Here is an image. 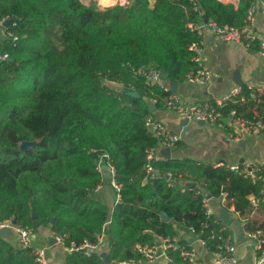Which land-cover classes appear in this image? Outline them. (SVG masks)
Wrapping results in <instances>:
<instances>
[{
    "label": "trees",
    "instance_id": "obj_1",
    "mask_svg": "<svg viewBox=\"0 0 264 264\" xmlns=\"http://www.w3.org/2000/svg\"><path fill=\"white\" fill-rule=\"evenodd\" d=\"M251 4L130 0L99 9L81 0H0V19H12L6 31L18 37L0 40V52L11 58L0 62V222L46 228L64 245L96 244L103 233L101 250L67 252L66 264H102L103 249L108 264L143 261L136 246L156 245L159 237L184 244L193 235L206 239L209 250L222 244L231 232L218 217H205L202 199L224 190L227 205L246 216L251 196L262 198L258 207H264V168L253 181L225 165L154 157L151 177L147 153L159 144L144 119L152 115L150 100L162 107L168 93L146 84L138 69H158L169 82L185 80L197 68L189 47L198 36L189 24L212 18L242 27ZM251 101L221 109L264 119L262 99L256 100L259 116L241 114ZM22 141L33 146L19 149ZM101 158L114 167L119 187L111 211L95 195L106 180L96 170ZM161 212L170 219L162 220ZM244 227L264 229L249 217ZM167 253L179 260L176 250ZM0 264L40 263L32 246L0 236Z\"/></svg>",
    "mask_w": 264,
    "mask_h": 264
},
{
    "label": "crops",
    "instance_id": "obj_2",
    "mask_svg": "<svg viewBox=\"0 0 264 264\" xmlns=\"http://www.w3.org/2000/svg\"><path fill=\"white\" fill-rule=\"evenodd\" d=\"M129 1L130 0H81L83 4L95 5L99 9L110 7L117 3L122 5L128 4ZM221 2L232 3L235 7L238 4V2ZM263 2L264 0H252L251 5H253V12L251 15V24L256 39L249 48L243 46L242 41H220L209 30H204L202 35V39L204 41L202 59L204 64L208 66L215 75L211 80L202 84L191 83L186 79L181 82H176V85L173 86L172 93L183 103H212L214 100L224 96L233 87L238 85L242 88L252 87L264 89V55L260 54L259 52L260 43L264 42ZM247 14L244 23L247 20ZM5 33V28H0V40L5 36ZM235 77H238V79L240 78L242 84L235 83ZM166 82L171 87V82ZM150 105H152L151 102ZM151 111L152 117L161 121L170 131L180 134L179 142L175 147L170 149L171 157H188L195 159L198 162H203L214 166L264 164V132L249 133L242 131L232 126L227 119L225 120V124L221 127H217L209 123L201 124L195 120H187V123L184 125L182 124L183 119L179 118L172 110L166 109L163 106L159 108L154 106ZM247 113H251L254 116H259L256 100L251 101V103L246 105L242 104L241 114L245 115ZM161 149L162 148L160 147L155 151L157 158L164 157L160 153ZM104 179L109 180L105 177ZM116 193L117 191L114 189V187L113 191L109 192L107 184L101 185L95 191L96 197L100 201L106 203L109 206L110 211L114 202L118 200V195ZM209 202L213 212L217 216L220 215L221 211H225V213L228 215V220H230V223L226 224L231 232V240L236 247V256L239 263L254 264L257 258V251L254 241L248 238L244 233V223L245 218L249 217L251 220L258 221L264 226V207H258L253 213L250 212L246 216H243L236 212L232 205H227L228 201L222 202L219 200V198L209 196ZM38 230H40L41 237L42 235L45 236L47 241L49 237H53V233L46 228L40 227ZM38 230L33 231L31 245L36 250H42V248L40 249L39 246L34 244V240H36L35 233L38 232ZM4 237L14 245H19L17 235L14 230L12 234H7ZM158 241L159 238L157 239V242ZM57 246L60 247V253L62 254V256L58 259L55 258V248ZM50 249L52 257L47 253V249H44L46 251L42 250L44 254L47 253L46 264H66L65 254L67 251H65L63 243H49L48 241V250ZM102 257H106L104 249L102 250L101 258ZM122 263L165 264L161 257L155 258L154 260ZM190 264L218 263L213 259L209 250L198 246L196 258Z\"/></svg>",
    "mask_w": 264,
    "mask_h": 264
},
{
    "label": "built area",
    "instance_id": "obj_3",
    "mask_svg": "<svg viewBox=\"0 0 264 264\" xmlns=\"http://www.w3.org/2000/svg\"><path fill=\"white\" fill-rule=\"evenodd\" d=\"M227 2H238L239 0H220ZM264 6V2H263ZM253 5L250 6L248 10V17L245 21L243 27L238 28L233 25L228 24H218L215 20L209 19L202 26L199 23H190L189 28L191 31H195L198 40L190 45V50L192 51V59L197 64V68L187 74L186 80L191 83L202 84L214 77V72L204 64L202 59L203 44L202 35L204 30H209L213 35H215L220 41L225 42H241L243 46L249 48L251 44L255 41L256 37L252 29L251 19H252ZM8 16L2 17L0 19V28H5V35L11 37L12 40H17V35L11 31H6L10 24H14L12 19L10 23L5 26V22L9 20ZM260 54L264 55V42L260 43ZM9 55L7 52H0V62L7 60ZM139 74L144 78V81L148 85L157 84L165 92L167 96L164 99L162 106L166 109L172 110L181 119L203 121L204 123H209L211 125L221 127L225 124V120H229L232 126L238 128L242 131L249 133H260L264 132V119H251L248 117H243L237 113L235 109H231L228 113L222 111V107L229 102H245L248 99L257 100L262 99L264 101V89H257L252 87H247V94H244L243 88L241 86L233 87L227 94L214 100L212 103L205 104H186L183 103L178 97H176L171 90L170 85L162 77V72L158 69L148 66H141L138 69ZM151 104H155L156 99H151ZM144 127L151 132L159 142V148H173L180 140V134L170 131L161 121L155 119L154 117L146 116L144 119ZM158 148V149H159ZM157 150V149H156ZM156 150H150L147 153L148 163L146 166L147 172L151 177L157 174V171L152 167L151 160L156 158ZM104 156H107L104 154ZM106 165V169H103V165ZM230 169L238 172L244 178H250L253 181L260 179L261 176L257 174L260 168H264V164L260 165H229ZM96 170L104 174L105 171L109 173L110 184L118 191L119 187L115 181V170L114 167L109 162H104V160L99 159L97 161ZM262 179V186L264 191V178ZM98 186L95 191L99 188ZM118 195V194H117ZM227 192L222 190L220 196L218 197L220 201L227 202ZM119 198V196H118ZM264 199V198H263ZM262 198L255 196L250 197V212L253 213L259 206ZM204 207V215L206 218H212L214 221L217 220V216L210 206L209 197L205 196L202 199ZM12 220H4L0 222V228H9L15 231L17 235V240L19 246L25 248L32 246V235L33 229L29 227L19 226L17 224H12ZM223 222V221H222ZM108 223V221H107ZM223 228V227H222ZM224 229V228H223ZM245 235L254 241V245L257 251V258L254 264H264V229L262 227H257L254 230L245 229ZM53 237L56 242L63 243L62 236L53 233ZM190 238H195L193 242H189ZM98 243L92 244L91 242L84 240L81 244L75 245H64V249L67 252L74 250L85 251L89 254L92 250H101L103 247L104 235L100 233L97 236ZM160 245H148L139 244L136 246L137 251L142 255L145 260H154L155 258L161 257L165 264H190L192 263L197 255V247H203L207 250V240L204 238L196 237L190 235L188 237L187 243L179 244L175 237H159ZM172 248L177 251L178 261H175L172 256L167 253V249ZM34 249V248H33ZM212 254L213 259L218 264H240L236 256V247L229 236L222 244L218 245L214 250H209ZM36 255V261L40 264H46V254L42 250L34 249ZM122 263V262H121Z\"/></svg>",
    "mask_w": 264,
    "mask_h": 264
},
{
    "label": "water",
    "instance_id": "obj_4",
    "mask_svg": "<svg viewBox=\"0 0 264 264\" xmlns=\"http://www.w3.org/2000/svg\"><path fill=\"white\" fill-rule=\"evenodd\" d=\"M9 23H10V19L5 22V26H7ZM204 23H205V21L202 20L200 22V25H204ZM7 60H11V58L9 57V58H7ZM161 74H162V77L164 79H167V77H168V74L167 73L162 72ZM234 82L237 83V84H242L241 79L240 78L238 79V77H235L234 78ZM175 85H176V82H171V88H172L171 90H173V86H175ZM153 107H154L153 104L150 105V110ZM186 123H187V119H183L182 120V124L185 125ZM199 123L203 124L204 122L203 121H200ZM158 144H159V142H158ZM31 146H33V142H30V141H22L19 144V149H24V148L31 147ZM160 153L164 157H166V158L171 157V151H170V148H168V147L162 148L160 150ZM102 167H103V169H106V165L105 164ZM104 177L105 178H108L109 177V173L107 171H105ZM167 177H168V175H167ZM188 186L194 187L195 186V183L194 182H190V183H188ZM206 196L209 197L210 195L207 194ZM160 215H161L162 220H164V221H168L170 219V217L167 214L163 213V212H161ZM219 217L221 218V220L224 223H228V224L230 223V220H228V215H227V213H225V211H221ZM31 219L35 221V225L36 226L39 225V221L37 219V214H36V212L34 210H32V212H31ZM11 222H12V224H16V220L15 219H12ZM12 233H13V230L12 229H9V228H0V236H5L7 234H12ZM194 240H195V238H190L189 239V242H193ZM48 241H49V243H55L56 242V240H55L54 237H49L48 238ZM157 245H160V242L159 241L157 242ZM101 261H102V264H108L107 263V260H106V257H102L101 258ZM119 264H126V263H119Z\"/></svg>",
    "mask_w": 264,
    "mask_h": 264
},
{
    "label": "rangeland",
    "instance_id": "obj_5",
    "mask_svg": "<svg viewBox=\"0 0 264 264\" xmlns=\"http://www.w3.org/2000/svg\"><path fill=\"white\" fill-rule=\"evenodd\" d=\"M105 184L108 185V191L112 192L113 191V187L111 186L110 181L109 180H105ZM35 237H36V240H34V244L39 246L40 249L42 248V250L47 249V253L49 254V256L52 257L51 249L48 250V241H47L45 236L42 235V237H41L40 230H38V232L35 233ZM44 251H46V250H44ZM55 252H56L55 258L58 259V258H60L62 256V254L60 253V247L57 246L55 248Z\"/></svg>",
    "mask_w": 264,
    "mask_h": 264
}]
</instances>
